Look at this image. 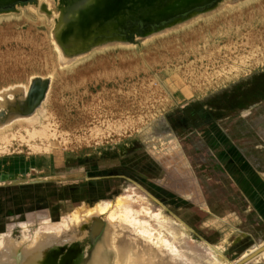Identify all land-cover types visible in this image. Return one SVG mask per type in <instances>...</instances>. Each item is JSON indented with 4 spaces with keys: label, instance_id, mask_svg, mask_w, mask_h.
I'll use <instances>...</instances> for the list:
<instances>
[{
    "label": "rangeland",
    "instance_id": "rangeland-1",
    "mask_svg": "<svg viewBox=\"0 0 264 264\" xmlns=\"http://www.w3.org/2000/svg\"><path fill=\"white\" fill-rule=\"evenodd\" d=\"M42 1L0 14V99L20 102L25 96L13 117V107H0V173L9 175L7 185L48 181L15 194L0 188L2 199H11L6 209L22 210L8 219V230L0 231V264H49L47 258L79 264L107 232L114 233L115 243H108L114 264L132 251L117 246L120 237L143 247L134 255L141 264H180L145 238V232L173 228L185 231L177 246L193 264L196 255L236 264L263 246L264 223L250 220L239 198L221 187L226 180L208 147L215 127L194 128L185 113L193 106L201 116L211 110L222 118L217 125L225 133L232 120L239 134L252 118L264 128V0H226L224 7L189 17L183 25L128 44L117 42L121 48L115 42L99 46L71 62L57 52L55 22L40 13ZM51 1L60 12L69 2ZM150 164L152 171L141 172ZM103 181L111 186L107 198L85 193L88 185ZM134 187L150 197L134 195ZM184 187L191 199L182 203ZM100 202L102 207L85 213L82 223L73 220L78 210ZM231 209L237 212L228 214ZM163 218L173 222L171 227Z\"/></svg>",
    "mask_w": 264,
    "mask_h": 264
},
{
    "label": "bare ground",
    "instance_id": "bare-ground-1",
    "mask_svg": "<svg viewBox=\"0 0 264 264\" xmlns=\"http://www.w3.org/2000/svg\"><path fill=\"white\" fill-rule=\"evenodd\" d=\"M7 1H9V0H7ZM62 1V0H61ZM75 1H79V0H75ZM230 1V0H229ZM241 1V0H240ZM247 1H250V0H247ZM51 0H46V2H41L40 4H39V11H40V13H42V14H44L45 16H46V18H47V20L48 21H52L53 22V20H54V22H55V26H54V29H53V34H52V36H53V38H54V42H55V46H56V49H57V52H58V54L60 55V58L62 59V60H64V62H71V61H73V60H79V58H82L83 56H85V55H87L88 53H82V54H78V56H76V57H72L71 55H67V53L68 52H72V51H76L77 49H79L80 47H82L83 45H85L86 46V44H88V46L90 45V44H92V47H93V49L92 50H94V49H98L99 48V46H104V47H106V46H109V45H111V44H113V42L115 41V39H114V36H112V32H113V30L111 29V27H112V25L110 24V23H108V24H105V25H102V26H97V22H95L96 20H95V17H92V16H88L87 15V19H83L84 21H80V16H79V14H77V16H74L75 18H76V21H73L74 19V17H73V13H70V12H73V10H74V8L73 7H71V3L73 2V1H71V0H69V2H65V4H66V7H65V9H63L61 12L59 11V8L57 7V5H55L54 6V8L52 9L51 8V6L53 5V4H51ZM224 2H226V0H221L219 3H217V4H215V6L213 5L211 8H208V9H205V10H203L204 11V13L203 12H201V13H193V14H191V15H189L190 17H192V18H190L188 21H190V20H192V19H194V18H196V17H198L199 15H201V14H207V13H210V12H212V11H215L216 9H218V8H220L222 5H223V3ZM242 2V1H241ZM240 2V3H241ZM254 2H256V1H254ZM47 3V4H46ZM243 3H245V2H243ZM249 3V2H248ZM49 4V5H48ZM250 4V3H249ZM44 5H46V6H44ZM103 5H104V3L102 4V6H101V8L100 9H102L103 8ZM230 5V4H229ZM48 6H50V8L48 7ZM236 6H237V4H236ZM238 6H239V4H238ZM242 6V5H241ZM41 7H43L42 8V10H41ZM223 7H224V5H223ZM226 7V6H225ZM230 8L232 7V6H229ZM229 7H227V9H229ZM25 8V7H24ZM36 8V7H35ZM58 8V9H57ZM81 8H83V7H79V10L81 9ZM33 9H34V6H33ZM32 9V10H33ZM226 9V8H225ZM232 9V8H231ZM31 10V9H30ZM31 10V11H32ZM209 10V11H208ZM68 11H70L69 13H68ZM75 11H78L77 9L75 10ZM237 11V10H236ZM221 12H222V10H221ZM233 12V11H232ZM30 13V12H29ZM215 13V12H214ZM213 13V16L215 15ZM230 13V12H229ZM195 14H197V15H195ZM263 14V13H262ZM30 15V14H29ZM37 15V14H36ZM216 15H217V13H216ZM256 15V14H255ZM227 16V15H226ZM225 16V17H226ZM264 16V15H263ZM58 17V18H57ZM72 17V19L70 20V18ZM19 18V17H18ZM36 18V17H35ZM42 18H44V17H42ZM57 18V19H56ZM256 18H257V16H256ZM41 19V18H40ZM104 19H105V16H104ZM203 20H204V18H202ZM209 19H211L210 17H209ZM43 20V19H42ZM57 20V21H56ZM214 20V19H213ZM188 21H185V22H188ZM205 21V20H204ZM42 22V21H41ZM51 22V23H52ZM56 22H57V24H56ZM104 22H106V20H104ZM103 22V23H104ZM184 22V21H183ZM194 22V21H193ZM197 22V20L195 21V23ZM209 22V21H208ZM207 22V23H208ZM15 23V22H14ZM210 23V22H209ZM229 23V22H228ZM236 23V22H235ZM249 23V22H248ZM42 24V23H41ZM47 24V23H46ZM48 24H50V23H48ZM204 24V23H203ZM202 24V25H203ZM206 24V23H205ZM229 24H231V23H229ZM233 24V23H232ZM15 25V24H14ZM17 25V24H16ZM174 25L175 24H172V25H165V27L164 28H171V27H174ZM181 25V24H180ZM183 25V24H182ZM196 25V24H195ZM221 25V24H220ZM237 25V24H236ZM30 26V25H29ZM189 26H190V24H189ZM227 26V25H226ZM232 26V25H231ZM192 27V26H191ZM185 28V27H184ZM195 28V27H194ZM219 28V27H218ZM222 28V27H221ZM93 29H95L97 32H99V37H97V38H94L93 36V40H95L96 39V41L98 40H100L101 39V43H95V42H90V43H88L89 41L88 40H91L92 38H88V37H90V35L92 34H94L93 32L91 33V31L93 30ZM189 29V28H188ZM187 29V30H188ZM191 29V28H190ZM178 30V29H177ZM198 30V29H197ZM226 30V29H225ZM228 30V29H227ZM230 30V29H229ZM180 31H182V30H180ZM184 31V30H183ZM224 31V30H223ZM222 31V32H223ZM185 32V31H184ZM210 32V31H209ZM188 33V32H187ZM206 33V32H205ZM174 34V33H173ZM190 34H192V33H190ZM207 34H208V32H207ZM210 34V33H209ZM175 35V34H174ZM176 35H177V33H176ZM183 35H181V37H182ZM185 36V35H184ZM163 37V36H162ZM187 37V36H186ZM209 37H211V36H209ZM242 37V36H241ZM246 37V36H245ZM88 38V39H87ZM156 38V37H155ZM178 38V37H177ZM250 38V37H249ZM154 39V38H153ZM170 39V38H169ZM172 39H174L173 37H172ZM176 39V38H175ZM181 39V38H180ZM212 39V38H211ZM238 39V38H237ZM141 40V39H140ZM171 40V39H170ZM182 40V39H181ZM149 41V40H148ZM150 41H151V39H150ZM165 41H166V39H165ZM168 41V40H167ZM145 42V41H144ZM152 42V41H151ZM162 42H163V40H162ZM118 43H121V44H123V43H130V42H127L126 40L125 41H123V40H121V41H118ZM117 43V47H118V44ZM150 43V42H149ZM158 43V42H157ZM239 43V42H238ZM250 43V42H249ZM54 45V44H53ZM142 45V44H141ZM148 45V44H147ZM159 45V44H158ZM160 45H161V43H160ZM120 46V45H119ZM131 46V45H130ZM242 46V45H241ZM98 47V48H97ZM110 47V46H109ZM123 47V46H122ZM137 47H138V44H137ZM158 47V46H157ZM239 47V46H238ZM101 48V47H100ZM119 48H121V46L119 47ZM124 48V47H123ZM127 49H128V46L126 47ZM153 48V47H152ZM159 48V47H158ZM161 48V47H160ZM243 48V47H242ZM241 48V49H242ZM262 48V47H261ZM55 50V49H54ZM106 50V49H105ZM133 50V49H132ZM154 50V49H153ZM152 50V51H153ZM158 50V49H157ZM56 51V50H55ZM118 51V50H117ZM140 51V50H139ZM230 51V50H229ZM242 51V50H241ZM254 51V50H253ZM257 51V50H256ZM99 52V51H98ZM104 52V51H103ZM132 52V51H131ZM136 52V51H135ZM155 52V51H154ZM188 52V51H187ZM239 52V51H238ZM96 53H97V51H96ZM100 53V52H99ZM98 53V54H99ZM124 53V52H123ZM128 53V52H127ZM244 53V52H243ZM250 53H252V52H250ZM255 53V52H254ZM92 54V53H91ZM95 54V53H94ZM135 54V53H134ZM184 54V53H183ZM213 54V53H212ZM125 55V54H124ZM159 55V54H158ZM180 55V54H179ZM114 56V55H113ZM116 56V55H115ZM133 56V55H132ZM87 57V56H86ZM112 57V56H111ZM98 58V57H97ZM116 58V57H115ZM132 58V57H131ZM236 58V57H235ZM245 58V57H244ZM108 59V58H107ZM135 59V58H134ZM87 60H89V59H87ZM87 60H85V61H87ZM96 60V59H95ZM94 60V61H95ZM239 60V59H238ZM244 60V59H243ZM93 61V60H92ZM93 61V62H94ZM61 62V61H60ZM84 62V61H83ZM93 62H90V64L92 63L93 64ZM81 63V62H80ZM95 63V62H94ZM112 63V62H111ZM237 63V62H236ZM242 63V62H241ZM208 64V63H207ZM222 64V63H221ZM240 64V63H239ZM229 65H231V64H229ZM235 65V64H234ZM263 65V64H262ZM213 66V65H212ZM248 65H246V67H247ZM205 67V66H204ZM99 68V67H98ZM233 68V67H232ZM243 68V67H242ZM82 69V68H81ZM247 69V68H246ZM216 70V69H215ZM223 70V69H222ZM227 70V69H226ZM232 70V69H231ZM241 70V69H240ZM224 72V71H223ZM229 72V71H228ZM215 73V72H214ZM222 73V72H221ZM211 74H213V73H211ZM223 74V73H222ZM190 75V74H189ZM226 75V74H225ZM229 75V74H228ZM237 75V74H236ZM218 76V75H217ZM205 77V76H204ZM209 77V76H208ZM207 77V78H208ZM180 78V77H179ZM200 78V77H199ZM215 78V77H214ZM232 78H233V76H232ZM213 79V78H212ZM207 80V79H206ZM211 80V79H210ZM191 88H193V87H190L189 88V91L191 92V93H195L196 95H198L199 94V91L197 90V89H195V88H193V89H191ZM179 89V88H178ZM17 90V89H16ZM16 90H14V91H16ZM27 90V89H26ZM34 88L33 89H31L30 90V93L28 94V96L29 97H31V95L32 96H34ZM181 90H183V89H181ZM184 91V90H183ZM27 91H25V95L27 94L26 93ZM34 93V94H33ZM188 95V94H187ZM12 96V95H11ZM28 96H26V97H28ZM6 98V96H4L3 98H1L0 100V107H2V109H3V107H9V110H11V108L13 107V111L12 112H10V116H14V115H17V111L15 112V110H14V108L16 107V106H18L19 104H21V103H23L24 102V98H25V96H24V98L23 97H21V96H19V98H18V100L20 101V102H18V101H16L15 100V98L13 97V100H11V101H8V100H6L5 99ZM8 98V97H7ZM15 100V101H14ZM26 100V99H25ZM167 100V99H166ZM165 100V101H166ZM153 102V101H152ZM28 104H30V102L28 103ZM35 104V103H34ZM34 104H33V106H34ZM22 105V104H21ZM31 105V104H30ZM29 105V106H30ZM159 105V104H158ZM32 106V105H31ZM32 106V107H33ZM23 107V106H22ZM25 107V106H24ZM147 107V106H146ZM31 108V107H30ZM154 108V107H153ZM4 109H6V108H4ZM162 109V108H161ZM160 109V110H161ZM17 110V109H16ZM29 110V109H28ZM4 111V110H3ZM22 111V110H21ZM163 111V110H162ZM8 112V111H7ZM26 113V112H25ZM24 113V114H25ZM22 114H23V112H22ZM35 115V114H34ZM41 115V114H40ZM19 116V115H18ZM30 120H31V118H30ZM26 122H28V121H26ZM16 175H14V176H12V178H14ZM8 177H9V175H3V174H1L0 173V183H2L3 182V184L2 185H0V188H2L3 190L4 189H6L7 191H9V192H12L13 194H15L16 192H18V191H21L22 189H23V191H25V190H30L31 188H39L40 186H42V184H45V183H48V181H46V180H32V179H30V180H28V181H24V182H18V183H15V184H11V185H7V184H5V181L6 180H9L8 179ZM40 183V184H39ZM22 187V188H21ZM20 188V189H19ZM134 189H135V191L133 192V194L134 195H141V196H143V198L146 196V197H150L146 192H144V194L141 192V191H139V189H137L136 187H134ZM5 191V190H4ZM18 196V195H17ZM2 197H3V195L2 194H0V231H3V229L5 230V229H7V228H9L7 225H9L10 227H11V225H12V223H11V225H10V221L8 220V219H10V218H13V217H15L14 215V213H16L17 211H22V210H12V209H6V202L9 200V202L11 201V199H8V198H5L4 200L2 199ZM12 198V197H11ZM142 201H144V200H142ZM96 205H94V207H85L83 210H78L77 212H76V214H75V216H74V221L76 222V220H81L82 219V217L85 215V213H88V212H92L93 210H94V208H96V206L97 205H99L100 207H102L101 205H102V202H100V203H95ZM38 207V206H37ZM99 207V208H100ZM39 209V208H38ZM35 210H37L36 209V207H35ZM3 213H4V215H5V217L7 218V219H5V217H4V221H2V219H3V217H2V215H3ZM7 215V216H6ZM39 218V217H38ZM43 218V217H42ZM247 218V217H246ZM76 219V220H75ZM36 221V220H35ZM83 221V220H82ZM88 221V220H87ZM90 221V220H89ZM24 222V221H23ZM80 222L81 221H79V222H76V223H79L80 224ZM162 222L163 223H166L168 226H170L171 227V225L170 224H173V222L172 221H170V220H168V219H166V218H163V220H162ZM161 222V224H163ZM21 223V222H20ZM82 223V222H81ZM89 223V222H88ZM15 224V223H14ZM13 224V225H14ZM21 224H23V223H21ZM17 225V224H16ZM78 225V224H77ZM85 225H86V223H85ZM15 226V225H14ZM180 226V225H179ZM5 227V228H4ZM82 227V226H81ZM174 227H176V226H174ZM181 228V227H180ZM78 229V228H77ZM183 229V228H182ZM8 230V229H7ZM169 232H145V238L147 239L146 241H150L149 243H153L154 244V247L156 246V248H162V249H164V250H166L168 253H169V255L170 256H172L176 261H178L180 264H193V262H192V260L190 261V260H188V258L185 256V254H182V251L179 249V240L181 239V237H182V233H184V232H182V230L180 231V230H178V228L176 229V228H173L172 229V231L170 232V230H168ZM79 232V231H78ZM77 233V232H76ZM82 234V233H81ZM143 234V233H142ZM77 235V234H76ZM120 235V234H119ZM106 236H108V237H106ZM105 237H104V239L102 240V243H98V244H96V246H95V248H93L92 249V251L90 250V251H88V253L86 254V256H85V258L83 259V260H81L80 262H79V264H113V263H109V261H108V257L110 258L111 257V255H112V258H114V250L112 249V248H110L109 247V245H108V243H115L114 242V238L112 237V236H114V233H113V235H109V232H107V235H106ZM117 238V237H116ZM121 238V237H120ZM164 238H166L165 240H164ZM116 240V239H115ZM183 240V239H182ZM117 241V240H116ZM4 242V241H3ZM57 242V241H56ZM185 242H187V241H185ZM263 244H264V242H262ZM4 244H5V242H4ZM4 244H2V246L4 245ZM57 244V243H56ZM183 244V243H182ZM186 243H184L183 244V246L185 245ZM179 247H178V246ZM181 245V244H180ZM217 245V244H216ZM186 246V245H185ZM185 246L183 247V248H185ZM190 246V245H189ZM264 246V245H263ZM263 246H261L260 248H262ZM4 247V246H3ZM5 247H7L6 246V244H5ZM148 247V246H147ZM114 248H116V247H114ZM187 248H188V246H187ZM260 248H258V249H260ZM147 249V248H146ZM198 249V248H197ZM201 249H204V248H200V250ZM257 249V250H258ZM160 250V249H159ZM257 250H255V251H257ZM3 250L1 249V252H2ZM38 251H40V250H38ZM146 251V250H145ZM151 251V250H150ZM165 251V252H166ZM254 251V252H255ZM36 253H37V251H35ZM159 252V251H158ZM201 252V251H200ZM204 252V251H203ZM254 252H252V253H250V254H253ZM113 253V254H112ZM146 253H148V254H150V252H149V249H148V251H146ZM162 253V252H161ZM184 253V252H183ZM188 253V252H187ZM186 253V254H187ZM190 253V252H189ZM205 253H207V252H205ZM204 253V254H205ZM138 254V253H137ZM160 254V253H159ZM163 254H164V252H163ZM166 254V253H165ZM198 254V253H197ZM209 254V253H208ZM250 254H248L247 255V253L245 254L246 255V257L247 256H250ZM119 255V254H118ZM134 255H135V253H133L132 251H127V253L125 254V258L121 261V258L119 257L118 259H116L118 262L116 263V264H141V261L139 260V259H135V257H134ZM168 255V254H167ZM245 255H244V257H245ZM139 256V255H138ZM150 256V255H149ZM156 256H159V255H155V258H156ZM169 256V257H170ZM51 257V256H50ZM116 257H117V255H116ZM148 257V256H147ZM189 257V256H188ZM194 257V256H193ZM33 258V257H32ZM151 258V257H150ZM150 258H148L149 260H150ZM158 258V257H157ZM157 258H156V260H157ZM195 258H196V260H197V262H195L194 264H202L203 262V264H227V262L225 261H221V260H219V259H217L216 257H213L212 259L211 258H209V259H204L201 255H196L195 256ZM222 258V257H221ZM261 258H264V252H262L260 255H258V256H256V257H254L252 260H250L249 262H254V261H258V260H260ZM50 258H47V262L49 263H53V262H51L50 260H49ZM119 259H120V261H121V263H120V261H119ZM205 260V261H204ZM166 261V260H165ZM165 261H162V264H164V262ZM112 262H113V259H112ZM151 262H152V259H151ZM150 262V263H151ZM173 262V261H172ZM248 262V263H249ZM260 262V261H259ZM238 263V262H237ZM236 263V264H237ZM247 263V264H248ZM27 264V263H26ZM154 264V263H153ZM250 264V263H249ZM252 264V263H251Z\"/></svg>",
    "mask_w": 264,
    "mask_h": 264
},
{
    "label": "crops",
    "instance_id": "crops-1",
    "mask_svg": "<svg viewBox=\"0 0 264 264\" xmlns=\"http://www.w3.org/2000/svg\"><path fill=\"white\" fill-rule=\"evenodd\" d=\"M209 112L210 114H216L211 110ZM204 113L205 112L203 111L202 116L200 115L201 117H204V119L193 118V121H200L197 123V125L193 127L197 129L199 127L203 128L202 126L204 125H210L211 127H215L213 129L214 134H212V136L209 138L210 143H208V147L212 152L213 162L219 167H221V175L226 180L227 186L223 185L221 187L229 188L231 197L235 196L236 198H239V201H241V203L238 200L237 201L238 203L245 205L244 208H247L248 213H250L248 216L250 220H258L264 223L263 126L257 122L258 119H255L254 121V118H252L251 123H247V127H244L245 125L242 124V127L240 128V130H242V134H239L236 130L238 126L235 129V125H233L232 120L230 123L231 128L229 127V131L225 133L221 132L217 125V122L222 120L221 117L216 118L212 114V116L210 117H205ZM250 114L253 113L250 112L246 116H249ZM188 119L190 120V118ZM190 123L191 125H193L191 120ZM215 131H218V133ZM128 164L131 167L133 161L131 160ZM150 167L153 166L151 164L149 166H146L145 168L142 166L141 172L152 171V168ZM132 168H134L135 170L137 169V167L134 166H132ZM216 176L217 174L214 175L215 178ZM214 186L215 188H217V182ZM183 189H185V187ZM186 190L187 189H185V191H182V198L180 200L182 201V203L184 199H186V201L191 199V192ZM233 200L234 199L229 202L234 203ZM236 212L237 211L235 209H231L227 213L231 214ZM99 218L102 221H105L103 217ZM104 224L107 225V221H105ZM119 239L120 240L119 243H117V246H119L120 249L123 248V245L129 246L128 248H130L134 253H136V255L137 252L143 250V247L140 248L138 244L134 243L132 239H124V237ZM137 248L140 249L137 250ZM134 250H136V252ZM142 253L144 252L142 251Z\"/></svg>",
    "mask_w": 264,
    "mask_h": 264
},
{
    "label": "water",
    "instance_id": "water-1",
    "mask_svg": "<svg viewBox=\"0 0 264 264\" xmlns=\"http://www.w3.org/2000/svg\"><path fill=\"white\" fill-rule=\"evenodd\" d=\"M71 7L73 10V17L79 14L80 21L87 19L88 16L95 17L97 26H102L110 23L113 30L112 36H114L115 43L118 41L133 42L136 38H146L152 34L158 33L164 28L165 25L175 24V26L184 23L183 21L189 18L193 13H201L213 5L219 3L221 0H71ZM103 8H101L102 4ZM22 4V5H21ZM28 4H37V0H0V14L14 12L19 6H25ZM46 6V5H44ZM83 7L79 10V7ZM43 7H41L42 10ZM78 11H75V10ZM209 11V10H208ZM197 15V14H195ZM105 16V19H104ZM192 16V15H191ZM87 17V18H86ZM72 17L70 18V20ZM76 21V18H73ZM106 20V22H104ZM57 21V20H56ZM104 22V23H103ZM57 24V22H56ZM172 28V27H171ZM90 42H95L94 38L99 37V32L95 29L91 31ZM94 38H93V37ZM101 39L95 43H101ZM113 42V43H114ZM93 47L90 44L83 45L76 51L68 52L67 55L72 57L78 56V54L88 53ZM93 234V232H89ZM90 244L94 242L90 239ZM79 243L74 244L76 252H80ZM73 248V247H72ZM264 252V246L250 256L242 258L237 264H247L254 257ZM20 255L24 254L20 251ZM113 254V253H112ZM46 258V257H45ZM112 255L109 258V263L112 262ZM44 260V259H43ZM70 262V261H69ZM68 263V261H67ZM50 264V263H49ZM54 264V263H53ZM64 264V263H62Z\"/></svg>",
    "mask_w": 264,
    "mask_h": 264
},
{
    "label": "trees",
    "instance_id": "trees-1",
    "mask_svg": "<svg viewBox=\"0 0 264 264\" xmlns=\"http://www.w3.org/2000/svg\"><path fill=\"white\" fill-rule=\"evenodd\" d=\"M111 189L110 183L107 181L99 182L98 185H95V187L89 186L88 189L85 190L86 194H89L88 196L91 195H98V200L99 199H105L106 197V192H109Z\"/></svg>",
    "mask_w": 264,
    "mask_h": 264
},
{
    "label": "flooded vegetation",
    "instance_id": "flooded-vegetation-1",
    "mask_svg": "<svg viewBox=\"0 0 264 264\" xmlns=\"http://www.w3.org/2000/svg\"><path fill=\"white\" fill-rule=\"evenodd\" d=\"M199 111H200V110H199L198 108L194 107V106H193V108L186 110L185 115H186L188 118H190V120H191L193 126L197 125V123L200 122L199 120H197V121L194 120V121H193V118H198V119L201 118V119H204V117H201V116H200L201 114H200ZM208 116L210 117V116H212V115L209 114ZM208 116H205V117H208ZM259 264H264V262L259 263Z\"/></svg>",
    "mask_w": 264,
    "mask_h": 264
}]
</instances>
